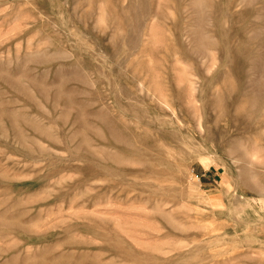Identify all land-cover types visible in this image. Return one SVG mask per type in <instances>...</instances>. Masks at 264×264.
Masks as SVG:
<instances>
[{
    "label": "rangeland",
    "instance_id": "rangeland-1",
    "mask_svg": "<svg viewBox=\"0 0 264 264\" xmlns=\"http://www.w3.org/2000/svg\"><path fill=\"white\" fill-rule=\"evenodd\" d=\"M0 264H264V0H0Z\"/></svg>",
    "mask_w": 264,
    "mask_h": 264
}]
</instances>
